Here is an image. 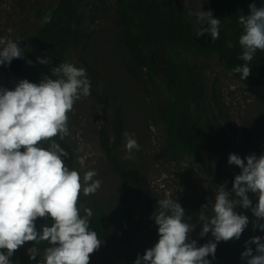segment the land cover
<instances>
[{
  "label": "trees",
  "instance_id": "obj_1",
  "mask_svg": "<svg viewBox=\"0 0 264 264\" xmlns=\"http://www.w3.org/2000/svg\"><path fill=\"white\" fill-rule=\"evenodd\" d=\"M108 2L114 4V27L123 49L128 53L130 71L134 79L138 80V86L151 89L148 111L150 110L151 117L163 135L153 160L162 165L174 164L179 171L176 176L182 183L194 176L215 195L217 186L225 185L230 196H234L231 192L232 182L241 170L228 164V156L236 154L243 159L251 154L257 157L264 154V147H259L264 143V130L252 133V125L255 124L253 121L246 124L245 140L241 143H236L230 137L222 126V123L228 125L227 115L223 112L216 114L212 107L216 104L209 100L198 61L215 60L222 70L239 83L260 91L262 100L257 108L259 112H263L264 51L257 50L250 62L251 73L247 79L241 80L240 74L233 73L232 69L244 63L239 59L242 49L238 39L242 34V26L238 24V17L249 14L250 4H255L257 8L264 7V0H199L203 12L211 11L214 18L221 20L220 34L216 40H212L207 33L197 37V33L202 27L206 28L207 24L202 25L199 20L191 18L184 0H55L48 8L41 6L36 12L31 45L22 47L24 58L14 59L10 65L0 68L12 76L22 74L29 82L39 83L45 76L51 75L52 68L67 63L70 52L78 44L80 47L86 45L90 36L85 32L86 8L94 4L104 10ZM94 10L98 13L95 8ZM229 41L233 44L232 48L227 47ZM37 58L50 62L40 64ZM214 102L217 103V100ZM146 116H149L148 112ZM120 117L119 111L105 117L98 132L102 153L120 177L115 213H109L103 205L86 200H81L78 207L81 216L84 215L85 207L92 210L90 230L97 232L99 237L112 233L113 237L118 238L120 245L119 258L124 264H133L137 256L142 257L149 246L158 241L157 226L151 217L157 209V201L162 198L143 187L135 168H124L120 163L117 157L122 137ZM68 129L70 131L69 125ZM56 141L65 151L71 150L68 136L63 140L57 137ZM72 157L71 153L65 158V164L70 170L77 168V163H71ZM191 159L198 169L193 176L191 171H185L181 167L184 160ZM248 196L255 206L256 195L248 193ZM214 199L207 204L194 194H184L179 204L185 210V222L202 223L201 212L211 217ZM204 205L207 208L202 209ZM235 211L249 219L247 228L239 238L240 245L237 247L234 243L237 240L217 243L214 258L207 257L210 264H246V261L241 260L246 241L256 236L264 237V231L254 228V223L264 221H257L249 209L237 207ZM110 214L113 215V220ZM50 223L49 218H38L37 231ZM112 226L115 230H111ZM190 239L196 241L197 247L213 241V238ZM32 246L28 242L19 248L10 258L11 264L18 263V254L23 259L25 249ZM35 246L39 250V256L34 261L41 262L48 245L44 242ZM249 247L255 255V245Z\"/></svg>",
  "mask_w": 264,
  "mask_h": 264
},
{
  "label": "clouds",
  "instance_id": "obj_2",
  "mask_svg": "<svg viewBox=\"0 0 264 264\" xmlns=\"http://www.w3.org/2000/svg\"><path fill=\"white\" fill-rule=\"evenodd\" d=\"M196 16L202 25L207 24L197 37L207 33L212 40L218 39L221 20L211 11L200 10ZM238 24L242 26L239 59L244 63L232 72L245 80L257 50L264 51V7L250 4L249 14L239 15ZM19 44L0 37V66L24 58ZM227 47H233L231 41ZM37 62L46 65L50 61L37 58ZM90 86L85 69L62 63L39 83L24 79L12 90L0 88V264H11L13 254L28 242L33 244L27 250L31 260L39 256L35 245L47 243L41 264H90L91 254L101 247L100 237L89 226L92 210L85 207L81 216L78 207L80 194H94L101 181L93 179L95 171L89 170L81 178L78 171L70 170L65 164L69 154L56 141L69 135L68 113L82 96L90 95ZM124 135L125 159H133V151L140 146L132 134ZM228 164L241 170L232 182L234 196L225 185L217 186L213 214L200 213L199 236L210 233L213 241L197 247L190 239L196 225L185 222V210L171 197L161 199L151 217L158 241L133 264H210L207 257L214 258L217 243L239 240L249 224L246 215L235 211L237 207L249 209L257 221H264V154L243 159L230 154ZM248 193L256 195L255 206ZM205 208L207 205L202 206ZM38 218H49L51 223L37 231ZM254 228L264 231V223H254ZM249 245H255V255ZM241 260L264 264V237L246 241Z\"/></svg>",
  "mask_w": 264,
  "mask_h": 264
},
{
  "label": "rangeland",
  "instance_id": "obj_3",
  "mask_svg": "<svg viewBox=\"0 0 264 264\" xmlns=\"http://www.w3.org/2000/svg\"><path fill=\"white\" fill-rule=\"evenodd\" d=\"M54 2L55 0H0V37H7L20 43L21 48L30 47L36 12L41 6L48 8ZM184 3L191 13V18L198 21L196 13L203 11L199 0H184ZM115 15L113 2H108L104 10L98 5L90 4L84 16L85 32L87 31L90 36L86 45L80 47L78 44L76 49L70 52L67 60V63L86 70L91 85L90 95L82 96L74 104L73 110L68 113L70 128L68 137L71 144L68 156L72 153L71 163L72 165L77 163V168L74 170L80 173L81 178L85 172L92 170L97 173L93 179L101 181L100 188L94 194L89 196L80 194L79 204L81 200H86L103 205L109 213H115L120 177L102 153L98 143V132L104 118L115 115L118 111L121 114L122 137L117 148V157L122 166L135 168L143 187L162 199L171 197L181 203L180 199L184 194H194L208 204L212 198H215V194L193 176L198 169L192 159L181 163L182 169L191 171L193 176L184 183L176 176L179 171L175 169L174 164L162 165L153 160L163 135L160 127L151 117L150 110L148 111L151 89L138 86V80L134 79L130 71L131 62L128 53L123 49L114 27ZM9 29L12 31L9 32ZM198 63L209 93V100L217 106L212 107L216 114L223 112L227 115L228 125L222 123V126L230 137L236 143H241L245 140L246 124L253 121L255 124L252 125L254 128L252 133L256 134L264 130V111L259 112L257 108L262 100L260 91L239 83L228 72L222 70L215 60H199ZM24 79L22 74L17 77L12 76L0 68V88L12 90L20 80ZM216 100L217 103L214 102ZM146 112L149 116H146ZM222 116L223 114L219 118L221 119ZM125 133L132 134V138L140 146L139 151H133V159H125L128 155ZM259 147H264V143ZM81 161L83 164L80 163ZM110 218L112 219L113 215L110 214ZM193 224L196 228L190 233V238L199 239L201 223L193 222ZM111 230H115V227L112 226ZM211 238L213 237L209 233L201 239ZM100 239L101 247L91 254L90 264H124L119 258L118 238L108 232ZM234 243L237 247L240 245L239 240ZM153 245L151 244L149 248ZM27 250L26 248L23 253V259L21 254H18L17 264H41L31 260Z\"/></svg>",
  "mask_w": 264,
  "mask_h": 264
}]
</instances>
